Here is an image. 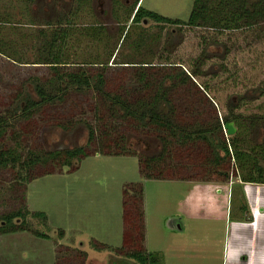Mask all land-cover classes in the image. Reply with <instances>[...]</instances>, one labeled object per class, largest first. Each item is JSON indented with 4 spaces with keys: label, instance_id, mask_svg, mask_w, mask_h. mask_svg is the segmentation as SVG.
Wrapping results in <instances>:
<instances>
[{
    "label": "rangeland",
    "instance_id": "374dc122",
    "mask_svg": "<svg viewBox=\"0 0 264 264\" xmlns=\"http://www.w3.org/2000/svg\"><path fill=\"white\" fill-rule=\"evenodd\" d=\"M206 1L209 17L202 24L208 28H188L156 22L146 17L145 11H139L137 23L134 17L142 6L172 21L187 22L195 0H82L80 4L74 0H0V45L6 44L13 52L12 58L0 53V113L10 120L5 137L7 147L15 148L23 159L38 150H63L86 142L83 122L95 118L101 97L95 92L70 91L65 101L35 111L30 119H19L13 112L19 95L29 90L31 77L50 73L49 65L35 63L43 51L40 34L48 37L66 28L73 29V33L58 43L61 45L57 50L72 62L115 65L119 60L151 61L161 65L164 61H175L189 70L194 59L205 50L207 39L218 42L222 57L226 45L231 52L223 60L230 69L224 76L238 78L239 85L230 80L231 88L222 91L212 81L216 90L211 94L217 97L213 104L219 117L233 106L231 96L237 101L236 93L251 101L239 112L246 115L262 112L260 102L264 99L255 98L264 86V0ZM216 7L218 12L213 15ZM88 27L95 30H86ZM80 31L101 33L85 38L79 35ZM142 37L143 49L137 51L130 44ZM222 57L211 56L203 66L207 75L193 80L201 83L211 79L220 68ZM126 72L117 67L110 71L113 87L118 85L120 93L136 92L137 83L130 79L132 71ZM197 102L195 108L209 113L205 105ZM259 130L253 126L244 135L245 140L254 144L262 137ZM122 132L129 142L133 140L132 148L139 154L158 153L160 144L155 135L143 130L137 134L128 129ZM43 171L38 166L35 172ZM18 177L15 170L0 169V216L26 204L31 212L47 215L46 225L33 217L30 223L50 237H40L28 230L0 234V264H124L128 260L125 252L143 247L161 250L158 251L162 255L161 264H222L218 253H202L204 249L211 251L212 245L220 240L226 243L225 264H264V199L250 209L249 225L244 228L243 224H237L238 217L244 215L242 197L248 188L254 197L255 188L235 185L229 193L217 191L219 196L208 195L206 188L199 189L194 193L198 200L193 205L190 182L144 180L138 157L131 155H88L78 169L41 174L27 184L26 203ZM233 178L232 173L230 179ZM131 182L143 183L145 201L137 196L126 197L124 204V189ZM226 206V229L220 223L208 225ZM177 219L183 224L179 240L171 236L175 232L171 225L176 227L173 221ZM133 224L137 225L134 230L140 228L141 236L145 231L146 240L142 242L139 235H134ZM105 246L114 250L104 249Z\"/></svg>",
    "mask_w": 264,
    "mask_h": 264
},
{
    "label": "trees",
    "instance_id": "16d2710c",
    "mask_svg": "<svg viewBox=\"0 0 264 264\" xmlns=\"http://www.w3.org/2000/svg\"><path fill=\"white\" fill-rule=\"evenodd\" d=\"M74 2L80 4L82 0H74ZM206 8V0H195L193 12L185 22L178 19L172 21L168 17L151 10H145L140 6L135 14L134 22L137 23L139 21L138 14L145 11L146 17L154 18V21L159 23L187 26L188 28H208V25L202 24L206 23L209 17H207ZM215 9L217 10H214L213 15L216 11L218 12L219 8ZM85 29L95 30L91 27ZM213 29L217 32L220 31L218 30L220 28ZM68 33H73V29L66 28L60 33L54 31L48 37L44 33L40 34L42 35L41 40H43L41 49L43 48L44 57L41 52L35 63L49 65L50 73L31 77L29 90L21 93L18 97L17 106L13 109L14 115L19 119H30L34 117L35 111L65 101L70 91L77 94L92 91L100 95L98 111L93 120L83 122L87 129L85 144L48 152L38 150L31 152L23 159L15 148H9L5 144L10 120L0 113V169H11L15 170L17 174L19 173L18 181L24 188L25 203L27 184L31 180L45 173L78 169L85 157L97 154L137 156L141 176L144 180L227 182L233 173L234 178L242 182L264 183V132H262L264 131V100L260 102L262 112L246 115L239 112V109L251 101L244 94L236 93L237 101L234 99L235 96H231L230 100L233 106L227 107L228 112L221 118L213 104V100L217 97L214 98L211 94L216 90L212 86V81H216L222 91L231 88L230 80L236 82L237 87L239 85L238 78L224 76L230 69L229 63L224 61L228 52H231L230 48L224 45L225 51L222 55L225 57H222L218 53L220 51L218 42L213 43L207 39L205 48L207 53L204 50L199 54L189 70L184 69L175 61H164L161 65L153 64L151 61L119 60L114 62L115 65L99 61L72 62L67 61L60 50H57L61 45L58 43H62ZM96 33L80 31L79 35L90 38L101 32ZM126 35L123 36L122 41L125 40ZM144 42L145 39L142 37L130 45L139 51L143 49ZM2 43L4 42L1 41ZM10 44L12 45L11 42ZM0 53L9 58H12L13 55L6 44L0 45ZM110 55L112 56L113 53ZM114 56L116 59L117 54ZM211 56L222 57L218 71L211 76V79L201 83L194 81V77L207 75L203 66L207 65L206 62ZM70 62L76 64H70ZM114 67L119 70H127L129 73L132 71L130 79L137 83L136 92L124 91V93H120L118 85L113 87L110 71ZM260 91V95L255 98L257 100L264 99V86H261ZM197 101H200L201 105H205L209 113L207 110L202 112L199 108H195ZM226 123H231L236 128L234 135H227L224 128ZM253 126H258L260 129L258 133L262 134V137L254 144H250L245 140L244 135ZM63 127L67 128L65 125ZM126 129L133 134L134 132L135 134L141 133L143 130V133L155 135L160 144L158 153L154 155L139 154L132 148L133 140L129 142V137L125 132H122ZM38 166H41L44 171L36 173ZM135 196L145 201L142 182L126 184L124 201L126 197ZM30 217L41 219L40 223L43 225L47 224V215L44 212H31L25 204L23 208L0 216V234L28 230L40 237L49 238L47 233L32 226ZM135 225H132L133 233L135 236L139 235L140 241L143 242L146 240L145 231L141 236L140 228L134 230ZM61 234L64 235L63 232ZM105 248L111 249L108 246ZM125 253L124 256L128 260H124V264H161L162 255H159L158 251H150L143 247Z\"/></svg>",
    "mask_w": 264,
    "mask_h": 264
},
{
    "label": "crops",
    "instance_id": "0c3cea01",
    "mask_svg": "<svg viewBox=\"0 0 264 264\" xmlns=\"http://www.w3.org/2000/svg\"><path fill=\"white\" fill-rule=\"evenodd\" d=\"M188 182H190L192 184V188L190 190L192 191V196H193V197H191V200H194L193 205H195L197 200H198V199L195 198L194 193H195V191H198L199 189L206 188L208 195L212 194L211 196H215V193L217 191H219V194L224 193L226 190L229 193V190L231 189V187L235 186V185H241V186H244V187L255 188L257 190V192L254 193V195H255L254 197L249 194L250 192L248 193V191H250V188H248L245 191L246 195H244V197H242V201H243V203H242L243 204V206H242L243 212L242 213L244 215H241V216L238 217V219H237L238 223L237 224H239V225L243 224L244 228L247 225H249V223L251 222V218L249 217L250 209L254 205L259 204V201L264 199V183L242 182L241 180H238L236 178L230 179L227 182H222V181H218V182H192V181H188ZM221 187H224L225 190L221 189ZM219 194H217V195L219 196ZM202 197H204V196H202ZM207 197H210V196H207ZM204 201L205 200H203L202 203H204ZM215 203H216V201H215ZM216 209H218V208H216ZM227 213H228V206H226L225 209L223 208L219 212L218 217H216L212 221L208 222L207 224L208 225H216V224L220 223L223 226V230H225L226 226H227V222H228V214ZM232 214H233V212L230 214V216ZM173 222H176L177 225H176V227L174 225H171L172 226L171 230L175 231L173 234H171V236L174 237V239L179 240L180 235H178V232L183 230V227H182L183 224H182V222L180 223L179 219L174 220ZM162 230H164L163 227H162ZM223 234L225 236V233H223ZM256 242H257V240H256ZM257 243H255V244H257ZM157 251H159V250H157ZM159 252H162V251L160 250ZM225 252H226V243H224V242H222L220 240V243H214L212 245V250L211 251L206 252V250L204 249L202 253H204V254L205 253H211V255L218 253V256L221 258L222 264H225ZM244 260L246 262L249 261L247 259V257H244Z\"/></svg>",
    "mask_w": 264,
    "mask_h": 264
},
{
    "label": "water",
    "instance_id": "95a60500",
    "mask_svg": "<svg viewBox=\"0 0 264 264\" xmlns=\"http://www.w3.org/2000/svg\"><path fill=\"white\" fill-rule=\"evenodd\" d=\"M227 135H234L236 132V128L231 123H226L224 125Z\"/></svg>",
    "mask_w": 264,
    "mask_h": 264
}]
</instances>
